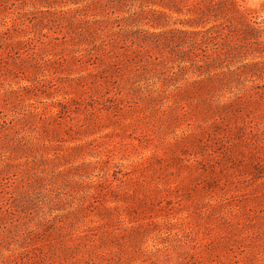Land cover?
I'll list each match as a JSON object with an SVG mask.
<instances>
[{
  "label": "rangeland",
  "instance_id": "1",
  "mask_svg": "<svg viewBox=\"0 0 264 264\" xmlns=\"http://www.w3.org/2000/svg\"><path fill=\"white\" fill-rule=\"evenodd\" d=\"M225 1L0 0V264H264V0Z\"/></svg>",
  "mask_w": 264,
  "mask_h": 264
},
{
  "label": "trees",
  "instance_id": "2",
  "mask_svg": "<svg viewBox=\"0 0 264 264\" xmlns=\"http://www.w3.org/2000/svg\"><path fill=\"white\" fill-rule=\"evenodd\" d=\"M201 4H202V2H199V3L196 2L193 5L194 6V10L197 11L198 14L201 15V17L207 16L210 13H218V12L225 13V12H228V13H230L232 15H237L239 17V21L238 22L240 24H246V26L248 28H250L251 30H258L250 22H245L244 21L246 19V16L244 15V13H242L241 11H239V9L236 6L235 0H226L224 3L221 4V7H219V11H217L218 9L216 7L209 6V5H204V7L201 8ZM186 7H188V6H186Z\"/></svg>",
  "mask_w": 264,
  "mask_h": 264
}]
</instances>
